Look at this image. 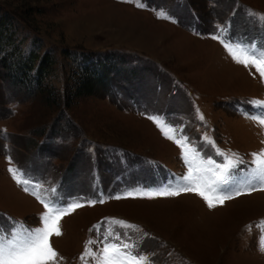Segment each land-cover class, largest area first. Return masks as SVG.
<instances>
[{
    "label": "rangeland",
    "instance_id": "obj_1",
    "mask_svg": "<svg viewBox=\"0 0 264 264\" xmlns=\"http://www.w3.org/2000/svg\"><path fill=\"white\" fill-rule=\"evenodd\" d=\"M143 3L141 9L121 0H0L13 39L7 49L50 52L54 61L40 93L14 85L0 70V227L9 230L11 220L40 226L45 211L12 179L11 157L42 194L55 190L48 198L84 203L62 218V236L52 238L57 264H93L80 257L87 241L102 238L93 226L101 232L111 226L105 218L137 225L115 231H127L152 264H264L258 251L264 192L212 210L195 193L107 199L174 183L188 171L181 148L147 115L166 118L177 130L170 135L188 138L194 167L208 158L220 162L217 150L247 162L264 148V128L243 114L257 112L249 101H264V83L210 38L220 25L231 40L264 47V23L248 15L264 14V0ZM152 9L167 10L177 22L157 19ZM92 66L102 85L70 101L74 72ZM101 194L105 203H86Z\"/></svg>",
    "mask_w": 264,
    "mask_h": 264
},
{
    "label": "snow or ice",
    "instance_id": "obj_2",
    "mask_svg": "<svg viewBox=\"0 0 264 264\" xmlns=\"http://www.w3.org/2000/svg\"><path fill=\"white\" fill-rule=\"evenodd\" d=\"M124 3H133L137 8H145L143 0H121ZM157 19H166L176 23V19L169 15L165 9H152ZM250 17L264 23V14L248 10ZM217 32L211 34L210 38L218 41L226 50L232 60L245 68H255L261 82L264 83V47L258 48L255 44H248L243 41H233L227 36L226 27L216 26ZM257 108L255 114L243 113L246 118L256 121L264 128V101H249ZM198 118L203 121L204 116L197 109ZM160 129L161 133L169 140H173L181 148V158L184 160L188 171L185 175L177 177L175 182H169L157 188L147 190L135 189L126 191L122 195H114L107 199L120 200L122 198L147 197L153 199L158 196L176 197L181 193H195L201 197L206 206L212 210L225 205L227 201L233 200L242 195H250L253 192H264V148L258 152L251 153L252 159L245 161L237 153L226 154L217 150L221 157L220 162L215 159H203V166H193V160L188 158L187 149L190 146L186 136L177 138V130L166 121V118L158 115H147ZM206 141L213 144L214 141L207 136ZM264 144V141L261 142ZM195 152V149L192 150ZM199 155V153H196ZM9 159L8 172L16 184L22 187L23 191L33 195L44 207L45 211L40 214V226L30 228L22 221L11 220L12 227L5 231L0 227V264H57L58 253L52 246V238L62 236L61 220L64 216L84 206L81 202L62 204L47 197V192H54V189L45 190L42 194L39 189L41 185L33 184L22 170L11 166ZM247 163V170H239V166ZM86 203L95 205L105 203V197L101 194L97 200H90ZM105 224L110 227L101 232V225H94L97 235L102 237L98 241L89 240L85 244V251L80 259L90 256L93 264H152L149 257L138 251V242L128 236V232H116L115 228L120 227L126 230H139L137 225L130 224L118 218H105ZM261 235L258 242V251L264 254V220L259 222ZM92 231V229H90ZM147 235V233H144ZM98 245L95 252L92 245Z\"/></svg>",
    "mask_w": 264,
    "mask_h": 264
},
{
    "label": "trees",
    "instance_id": "obj_3",
    "mask_svg": "<svg viewBox=\"0 0 264 264\" xmlns=\"http://www.w3.org/2000/svg\"><path fill=\"white\" fill-rule=\"evenodd\" d=\"M6 22L0 16V70H7L8 77L14 85L27 88L36 87L37 92L40 93L44 89L43 82L54 62L53 57L50 52L42 56L36 52L27 55L19 50V46L8 50L6 44H11L13 39L11 34L5 32ZM39 60L40 63L35 66ZM93 66L92 68L86 67L83 71L74 72V84L68 90L70 101L77 97L91 95L95 93L98 86L102 85V82L97 81L98 71Z\"/></svg>",
    "mask_w": 264,
    "mask_h": 264
}]
</instances>
